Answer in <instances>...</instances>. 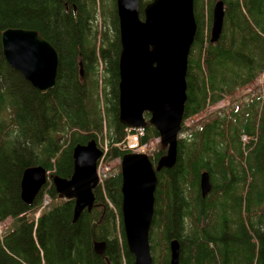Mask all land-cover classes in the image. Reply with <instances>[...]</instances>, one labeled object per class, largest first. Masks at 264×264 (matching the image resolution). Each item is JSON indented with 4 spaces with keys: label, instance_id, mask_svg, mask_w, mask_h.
<instances>
[{
    "label": "trees",
    "instance_id": "trees-1",
    "mask_svg": "<svg viewBox=\"0 0 264 264\" xmlns=\"http://www.w3.org/2000/svg\"><path fill=\"white\" fill-rule=\"evenodd\" d=\"M218 1L224 4V25L219 40L211 43V12ZM194 16L183 121L264 72V0H194ZM98 17L103 20L100 32L92 30ZM8 28L37 31L56 50L58 70L55 87L39 93L8 66L0 44V222L11 221L0 236V264H133L122 230L119 172L95 188L94 208L76 222L74 201L58 199L51 182L30 205L20 197L29 167H43L49 178L69 179L73 148L91 139L97 143L104 123L105 158L130 152L117 147L125 144L128 132L118 120L120 44L114 0H0V35ZM211 116L199 128L182 123L176 163L157 173L149 233L153 264L169 263L172 240L180 245V264H264V158L252 166L248 156L264 147V97L222 117ZM242 136L248 139L246 157ZM153 139L158 133L147 123L139 146ZM127 141L137 146L135 136ZM164 154L160 150L153 161ZM204 172L212 189L203 198L199 180ZM253 192L261 193L252 199ZM45 194L51 206L35 219ZM95 242H105L102 257L94 253Z\"/></svg>",
    "mask_w": 264,
    "mask_h": 264
},
{
    "label": "water",
    "instance_id": "water-1",
    "mask_svg": "<svg viewBox=\"0 0 264 264\" xmlns=\"http://www.w3.org/2000/svg\"><path fill=\"white\" fill-rule=\"evenodd\" d=\"M120 51L118 57V120L130 129L147 122L158 133L165 154L155 163L144 153L127 152L120 158V214L123 234L133 264H153L149 233L155 213L157 173L171 169L177 159L178 135L182 129L188 57L196 34L194 0H151L142 9L140 0H115ZM224 4L218 1L211 12L210 42L219 40L224 25ZM3 57L39 93L56 84L58 55L37 31L8 28L1 32ZM80 63V76H83ZM145 114L149 115L148 121ZM103 151L91 139L72 150L73 171L69 179L52 175L59 199L73 200V222L95 206L99 185L97 166ZM41 166L24 170L21 200L30 205L47 182ZM205 197L212 189L208 173L200 176ZM105 242L94 243V253L103 256ZM180 264V245L169 243V263Z\"/></svg>",
    "mask_w": 264,
    "mask_h": 264
},
{
    "label": "rangeland",
    "instance_id": "rangeland-1",
    "mask_svg": "<svg viewBox=\"0 0 264 264\" xmlns=\"http://www.w3.org/2000/svg\"><path fill=\"white\" fill-rule=\"evenodd\" d=\"M100 1L105 4L107 0H100ZM114 3H115V0H114ZM240 6H241V9L244 11V8H243L241 3H240ZM93 29H95V30L97 29L98 32H100L101 29L103 30V20L98 17V20L96 21V23H94L92 25V30ZM96 43H97V45H99V43H100L99 36L97 37ZM100 73H101V67H100ZM257 79L255 80L254 83H252L248 86H245L241 90L232 94L231 97L227 95L226 97L223 98L222 101H220L214 107H208L206 110H204L203 112H201L197 116H194V117L190 118L189 120L183 121L184 126L194 127V125L196 124V127H194V128H199L200 127L199 124L204 123L208 119V117H210V115H212L211 117H213L214 114L222 117L224 114L228 113L230 110L238 108L240 106L242 107L245 104L252 101L253 99L257 98L258 96L263 98L264 97V73H263V77L259 78L258 80ZM237 100H239V101H237ZM235 101H237V102L228 108L229 102L233 103ZM128 130L129 129H127V132H128ZM106 131H107V126L104 123V136H99V137H102V139H100L99 137L97 139L98 147L103 148V151H104L103 152V158H101V160H99L98 166H97L98 167L97 172L99 173L100 183H102V181L105 178L111 176L112 174L117 173V172L120 173V158L121 157L115 158L112 160L105 158L106 153H108V150H109V146H107V142H106L107 139L105 137ZM129 136H132V135H129ZM131 138H133V137H131ZM131 138H129V139H131ZM137 140H138V138H137ZM247 142H248V139L245 136H242L241 137V144H242V147L244 150L245 157L247 154V152H245ZM137 144H138V146H136V147L129 146L128 142L126 140L124 145H117V147L122 149V150H123V148L129 149L130 152H134V153H144V154L148 155L152 159V161L155 159V154H157L160 150H163L161 148L159 138L151 140L149 143H147L144 146H139L138 141H137ZM263 151H264V147H259L258 151L255 154H253L252 152H249V154H248L249 162L252 166H254V161H256L259 158H264L263 157L264 156ZM236 156L239 157L238 154ZM241 160H242L241 158L237 159V164H238V162H241ZM238 172H240V169ZM48 182H50L49 178H48ZM236 192H237V194H242V195L244 194L243 192H240L238 190ZM260 193L261 192H253V193H251L250 198L253 199V198L257 197ZM45 200H47L48 203L51 202V199L48 198L46 194L43 197V202ZM45 208H47V207H45ZM37 211L34 213V217L37 216V213H38ZM116 222L119 224L118 218H116ZM10 223H11L10 220L0 222V235H1V237L6 232L7 227L10 225ZM121 223H122V220H121Z\"/></svg>",
    "mask_w": 264,
    "mask_h": 264
},
{
    "label": "flooded vegetation",
    "instance_id": "flooded-vegetation-1",
    "mask_svg": "<svg viewBox=\"0 0 264 264\" xmlns=\"http://www.w3.org/2000/svg\"><path fill=\"white\" fill-rule=\"evenodd\" d=\"M144 1H146V0H141V2H140V17H141V19H142V10H141V4H142V2H144ZM147 3H149L148 1L146 2V4ZM76 11V8L74 7V12ZM90 32H92V31H90Z\"/></svg>",
    "mask_w": 264,
    "mask_h": 264
},
{
    "label": "built area",
    "instance_id": "built-area-1",
    "mask_svg": "<svg viewBox=\"0 0 264 264\" xmlns=\"http://www.w3.org/2000/svg\"><path fill=\"white\" fill-rule=\"evenodd\" d=\"M136 136H142V130H138V134Z\"/></svg>",
    "mask_w": 264,
    "mask_h": 264
},
{
    "label": "bare ground",
    "instance_id": "bare-ground-1",
    "mask_svg": "<svg viewBox=\"0 0 264 264\" xmlns=\"http://www.w3.org/2000/svg\"><path fill=\"white\" fill-rule=\"evenodd\" d=\"M94 208V207H93Z\"/></svg>",
    "mask_w": 264,
    "mask_h": 264
}]
</instances>
